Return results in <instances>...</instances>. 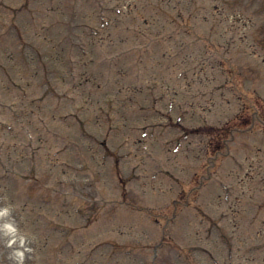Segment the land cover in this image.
<instances>
[{
	"label": "rangeland",
	"instance_id": "1",
	"mask_svg": "<svg viewBox=\"0 0 264 264\" xmlns=\"http://www.w3.org/2000/svg\"><path fill=\"white\" fill-rule=\"evenodd\" d=\"M23 1L0 0L28 76L0 75V264H264V0ZM179 115L233 132L215 151Z\"/></svg>",
	"mask_w": 264,
	"mask_h": 264
}]
</instances>
